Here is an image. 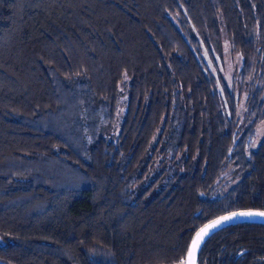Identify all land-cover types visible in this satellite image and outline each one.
Wrapping results in <instances>:
<instances>
[{
    "label": "trees",
    "instance_id": "trees-1",
    "mask_svg": "<svg viewBox=\"0 0 264 264\" xmlns=\"http://www.w3.org/2000/svg\"><path fill=\"white\" fill-rule=\"evenodd\" d=\"M263 120L264 0H0V264H183L264 211ZM196 264H264V224Z\"/></svg>",
    "mask_w": 264,
    "mask_h": 264
},
{
    "label": "water",
    "instance_id": "water-1",
    "mask_svg": "<svg viewBox=\"0 0 264 264\" xmlns=\"http://www.w3.org/2000/svg\"><path fill=\"white\" fill-rule=\"evenodd\" d=\"M238 213V212H264L263 210H256V209H246V210H237V211H232L220 216H217L209 221H207L206 223H204L203 225H201L192 235L190 242L188 244L185 256H184V261L183 264H196L197 261V255H198V251L199 248L203 242V240L212 232L221 229L223 227L229 226V225H234V224H239V223H246V222H256V223H263L264 224V217L262 216H252V217H245V216H238L236 218H234L233 220L230 221H225L223 224H221L220 226H217L216 228H212L209 229L208 234L204 236L203 240L200 242L199 246L195 248V251L193 252V242L196 240L197 238V234L201 232L202 229H204L207 225H210L213 221H216L218 219H220L221 217L224 216H229L232 213Z\"/></svg>",
    "mask_w": 264,
    "mask_h": 264
},
{
    "label": "rangeland",
    "instance_id": "rangeland-1",
    "mask_svg": "<svg viewBox=\"0 0 264 264\" xmlns=\"http://www.w3.org/2000/svg\"><path fill=\"white\" fill-rule=\"evenodd\" d=\"M239 57L237 55H233L229 52L227 48H225V54H224V69H223V74L226 79H230L231 75L234 74V71L236 67L239 65ZM125 83L120 84L119 88V104L121 105V102L124 100L125 95H126V87ZM117 126L113 125L110 130L106 132V136L112 137L117 134ZM255 132H256V137L254 139V142L256 143L259 138H261L264 135V120L257 123L255 126ZM6 241L5 239L0 237V244H4Z\"/></svg>",
    "mask_w": 264,
    "mask_h": 264
},
{
    "label": "snow or ice",
    "instance_id": "snow-or-ice-1",
    "mask_svg": "<svg viewBox=\"0 0 264 264\" xmlns=\"http://www.w3.org/2000/svg\"><path fill=\"white\" fill-rule=\"evenodd\" d=\"M238 216H245V217L262 216L264 217V212H238V213L234 212L229 216H224L216 221H213L210 225H207L204 229L201 230L200 233L197 234V238L193 242V252L195 251V248L199 246L204 236L208 234L209 229L216 228L217 226H220L221 224H223L225 221L233 220L234 218Z\"/></svg>",
    "mask_w": 264,
    "mask_h": 264
}]
</instances>
